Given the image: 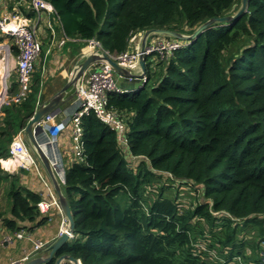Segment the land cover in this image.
<instances>
[{
	"label": "trees",
	"instance_id": "trees-1",
	"mask_svg": "<svg viewBox=\"0 0 264 264\" xmlns=\"http://www.w3.org/2000/svg\"><path fill=\"white\" fill-rule=\"evenodd\" d=\"M45 1L65 37L95 39L111 55L131 51V39L149 29L191 35L242 3ZM186 43L154 67L149 57L147 81L135 94L111 95L109 106L127 122L128 152L95 114L83 117L86 162L66 168L64 187L75 238L57 257L82 264H264V0H250L239 20ZM38 94L37 81L25 101L2 107L0 161L34 116ZM162 180L190 188L192 203L182 207L179 190L175 197L156 190ZM3 183L10 185L9 204L0 210V227L32 234L49 222L37 207L42 198L0 163ZM245 230L248 240L240 239Z\"/></svg>",
	"mask_w": 264,
	"mask_h": 264
},
{
	"label": "built area",
	"instance_id": "built-area-1",
	"mask_svg": "<svg viewBox=\"0 0 264 264\" xmlns=\"http://www.w3.org/2000/svg\"><path fill=\"white\" fill-rule=\"evenodd\" d=\"M4 0H0V40L3 36L12 39L18 49L17 65L16 71L18 76L19 91L16 95L8 99L6 97L9 90V86L3 83L1 90V101L0 107V118L2 117L1 109L4 105L10 102L21 103L25 101L29 93L31 92L32 78L35 73L36 64L40 59L43 47L42 43L38 39V32L36 26H31L30 20L23 17L20 14L15 16L4 15ZM31 9L35 14H37L38 19L42 15L43 11L51 12L55 14L53 6L45 0H31ZM59 20V19H58ZM143 33V32H142ZM138 33L136 35H142ZM131 39V46L135 49L129 52H125L120 55H111L102 48L99 41L92 39L86 41L88 44V49L90 54H95L101 56L102 53H107L110 57L118 62L122 67L134 72L139 67V55H140V43L136 45L137 36ZM65 40L69 38L65 37ZM139 41V40H138ZM141 41V40H140ZM65 41H63L64 43ZM136 45V46H135ZM187 43L177 40H168L166 42H158L149 44L147 55L150 57L156 56L158 58L168 59L175 51L186 46ZM2 48V47H0ZM165 57V58H164ZM89 76V83L86 87L83 84L85 77L80 81L76 89V101L75 108L67 119V123L71 128V151L74 156V162L85 163V142L83 139V127L82 119L90 114H95V116L105 125L109 126L113 131L116 132L118 143L128 152L129 150V139H128V126L126 119L119 113L115 112L110 106L111 95H133L139 90H128L122 88L117 84L116 72L110 64L106 61H99L94 63ZM91 70V68H90ZM119 79H127L132 82L133 78H123L118 76ZM142 85L146 83L147 76L145 75L141 78ZM141 89V88H140ZM6 98V99H5ZM53 116H47L42 120L38 127L40 131L37 133L39 136V146L45 153L46 157L50 162V166L55 175V178L61 187L66 185V167L64 159L61 155L60 149L56 144L58 136L62 133L64 129V124L61 125H51L53 124ZM64 125V126H63ZM56 128L55 131H51V128ZM50 129V130H49ZM136 159V157H131ZM6 160L15 161L18 167H24L27 169L34 168L38 172L41 181L49 192L51 199L48 201L38 203L37 207L40 213L44 216L52 207H56L61 214L60 228L58 230L55 240L60 238L68 228V220L64 216L60 203L57 198L54 197V193L51 190V185L48 183L39 170L38 164L34 159L30 148L27 145V138L24 134V130L20 131L15 138L10 147V157ZM6 169V168H5ZM75 238L74 235H70L69 239L72 241ZM19 240H29L33 243V249L26 253L23 257L11 259L10 264H26L33 258L38 257V255L46 248H48L52 243H45L42 241H33L31 234H28L25 230L15 233L5 234L0 240V249L8 248L15 241ZM264 245V243H263ZM72 264V263H66ZM79 264H82L81 261Z\"/></svg>",
	"mask_w": 264,
	"mask_h": 264
},
{
	"label": "crops",
	"instance_id": "crops-1",
	"mask_svg": "<svg viewBox=\"0 0 264 264\" xmlns=\"http://www.w3.org/2000/svg\"><path fill=\"white\" fill-rule=\"evenodd\" d=\"M31 0H4V15L15 16L17 14L26 17L30 20L31 26H36L38 32V39L42 43L43 52L36 64V69L34 76L32 78V84L38 81L39 94H38V106L42 105L46 101L50 100L55 94H57L72 78L75 69L79 66L80 61L90 55L88 49V44L85 41L77 39L65 40L64 31L61 29L59 20L56 18L55 14L47 11H43L40 19H38L37 14L33 12L30 6ZM34 15L33 18L27 15ZM63 41H65L63 43ZM139 44V43H138ZM137 45V43H136ZM135 45V46H136ZM0 107L3 95H1L2 85L6 83L9 86L6 97L10 99L16 95L19 91L18 76L16 71L18 49L15 42L3 36L0 40ZM135 47L131 46V50ZM91 70L85 76L83 84L87 87L89 83V76ZM141 74L140 68L136 70V75ZM36 81V82H35ZM120 85L122 88L128 90H140L142 81L141 79H134L130 82L127 79H121ZM74 91L70 92L68 95H72ZM77 96L70 101L67 105L63 107V111L56 116H54L53 124L51 125H61L67 123L69 115L75 108V101ZM6 99V98H5ZM65 125V126H64ZM64 129L62 133L58 136L56 144L60 149L61 155L64 159L65 167L67 168L70 164L74 162V156L71 151V128L69 124H64ZM50 130V129H49ZM56 128L52 127L51 131H55ZM27 145L30 148L28 141ZM30 151L36 160L39 170L43 178L50 183L51 190L54 193V197L58 199L57 194L54 189L53 181L39 161L38 156L30 148ZM3 160L0 161L2 164ZM3 166V164H2ZM7 172L13 174L16 170H8ZM19 176L20 184L28 190L36 193L42 198L40 202L48 201L51 199L49 192L44 186L43 182L38 175V172L34 168L31 169V173L28 176H20L18 174H13ZM9 189V183H4ZM46 215L50 220L46 225L41 227H36L31 232V237L33 241H42L45 243H52L58 233L60 228V213L56 207H52ZM6 229L0 227V240L5 234H8ZM73 241V240H72ZM71 241V242H72ZM49 248V247H48ZM44 249L38 257H47L49 254V249ZM33 249V243L29 240H19L15 241L8 248L0 249V264H10L11 259L23 257L26 253Z\"/></svg>",
	"mask_w": 264,
	"mask_h": 264
},
{
	"label": "water",
	"instance_id": "water-1",
	"mask_svg": "<svg viewBox=\"0 0 264 264\" xmlns=\"http://www.w3.org/2000/svg\"><path fill=\"white\" fill-rule=\"evenodd\" d=\"M250 4V0H242L241 7L235 15L232 16H225V17H216L208 20L201 26H199L196 31L191 35H184L175 31L165 30V29H149L142 34V39L140 41V55H139V67L141 70V74L136 75L134 72L122 67L118 62L114 61L110 55L107 53H102L101 56L90 54L89 56L83 58L80 61L79 66L75 69L74 75L68 81V83L57 93L55 94L50 100L46 101L42 105H39L34 113V116L27 124L26 128L24 129V134L27 138L28 144L30 148L34 151V153L38 156L39 161L48 171L54 185L55 192L58 197V201L60 203L61 210L64 216L67 218L69 224L67 228V232H65L60 238L54 241L49 246V254L47 257H36L32 260L28 261L26 264H47L54 261L55 264H79L80 260L76 259L70 255H62L57 257L58 251L66 244L70 243L69 236L74 235L75 231V216L71 209L69 200L67 195L65 194L64 187H61L57 182L55 175L52 171L50 166V162L46 157L45 153L39 146V136L37 133L41 130L40 127L37 126L44 118L47 116H56L57 114L63 111V107L67 105L70 101H72L76 97V89L82 81V79L86 76L88 71L90 70L91 66L99 61H106L108 64L112 66L114 71L118 76H122L123 78H135L141 79L145 75H147V63L148 58L150 56L147 55V50L150 44V39L153 36H159L163 38H170L177 41H193L197 39L200 35H202L205 31L212 28L216 24L222 25H230L234 23L236 20H239L240 17L248 11ZM72 95H68L72 92ZM31 170L18 167L14 171L13 174H18L20 176H28L30 175ZM61 217V214H60Z\"/></svg>",
	"mask_w": 264,
	"mask_h": 264
},
{
	"label": "rangeland",
	"instance_id": "rangeland-1",
	"mask_svg": "<svg viewBox=\"0 0 264 264\" xmlns=\"http://www.w3.org/2000/svg\"><path fill=\"white\" fill-rule=\"evenodd\" d=\"M239 5V4H238ZM236 13H233V15H235ZM232 16V15H231ZM143 35V34H142ZM142 35H136L137 36V44L140 43V40L142 39ZM139 40V41H138ZM158 43V42H166V38H163V37H159V36H153L151 37L150 39V44L151 43ZM165 58V57H164ZM162 60V58H160ZM157 57L154 56L151 60H150V63H152V67H154L157 63ZM116 81H117V84L119 86L120 85V81L121 79H119L118 75L116 76ZM34 155V154H33ZM37 156V155H36ZM35 157V156H34ZM36 158V157H35ZM1 167L3 168L2 164H1ZM5 170V168H3ZM6 171V170H5ZM157 186L156 187V190H158L160 187H165V191L166 193H169V194H172L174 197L176 196L178 190H179V195L177 197V201H179V203L182 204V207H183V204L184 203H192L193 201V196L195 195L192 190L190 188H185V190H181V187L179 186H173L174 184L170 183L169 181H166V180H162V182L156 184ZM7 191H8V187H6L4 185V183L1 185V188H0V210L2 209L5 210L6 209V205L9 204V200H7L8 198V195H7ZM150 191H154V189L152 188V190L150 189ZM192 193V194H191ZM156 194V193H155ZM149 195H151L149 193ZM225 214H223L224 216ZM254 233V232H252ZM252 237V234L251 232H247V230H245L244 232H242L240 234V239H243V240H248ZM247 253H249L250 257L253 256L252 254V251L249 247H247ZM259 258V257H258Z\"/></svg>",
	"mask_w": 264,
	"mask_h": 264
},
{
	"label": "bare ground",
	"instance_id": "bare-ground-1",
	"mask_svg": "<svg viewBox=\"0 0 264 264\" xmlns=\"http://www.w3.org/2000/svg\"><path fill=\"white\" fill-rule=\"evenodd\" d=\"M2 164H3V168H6L8 170L14 171L17 168L16 162L12 160H3Z\"/></svg>",
	"mask_w": 264,
	"mask_h": 264
}]
</instances>
